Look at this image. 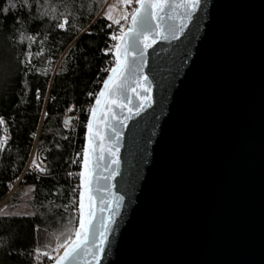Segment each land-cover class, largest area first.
Wrapping results in <instances>:
<instances>
[{"label": "water", "instance_id": "water-1", "mask_svg": "<svg viewBox=\"0 0 264 264\" xmlns=\"http://www.w3.org/2000/svg\"><path fill=\"white\" fill-rule=\"evenodd\" d=\"M146 61L152 106L126 126H106L99 111L94 124L105 146L111 124L121 132L119 175L107 181L106 165H117L98 148L97 217L115 209L106 189L125 197L100 264H264V0H202L183 34L158 40ZM103 88L91 109L107 113L96 105ZM126 95L135 111L140 100ZM89 137L86 127L84 149Z\"/></svg>", "mask_w": 264, "mask_h": 264}, {"label": "trees", "instance_id": "trees-1", "mask_svg": "<svg viewBox=\"0 0 264 264\" xmlns=\"http://www.w3.org/2000/svg\"><path fill=\"white\" fill-rule=\"evenodd\" d=\"M106 4L123 3L0 0V264H51L74 236L87 121L115 64ZM24 197L29 212H2Z\"/></svg>", "mask_w": 264, "mask_h": 264}, {"label": "snow or ice", "instance_id": "snow-or-ice-1", "mask_svg": "<svg viewBox=\"0 0 264 264\" xmlns=\"http://www.w3.org/2000/svg\"><path fill=\"white\" fill-rule=\"evenodd\" d=\"M26 2L27 0H24V3ZM120 2L128 5L133 0H120ZM135 3L138 7L134 8L131 13H124L119 19L113 20L110 15L111 8L105 14L106 19L119 25V34L111 35V39L117 41L114 45L115 66L109 70L111 74L104 80V88L96 98V105L103 104L107 106L108 111L105 113L103 108L99 107L91 109V118L87 121L90 145L85 147L83 155L86 171L80 173L81 187L84 190L79 193V226L75 229L74 236L69 234L63 243L58 244L57 248H62L63 253L58 256L57 264H78L80 260H83L85 264H100L117 222L116 217L119 215L117 210L122 207L125 199L123 195L117 196L106 189L109 197H114L115 209H111L107 216L97 217L96 197L93 193L101 189L98 186L93 188L92 181L97 164L104 159L98 152V148L110 154L111 163L117 165L115 169L108 168L106 165L109 174L103 179L107 181L119 175L118 145L121 136V132L113 123L111 131L114 139L110 138L112 143L107 146L103 144L100 131L94 128L98 111L101 113L99 119L105 121L106 126L108 121H115L126 126L127 120L133 115L139 116L146 107L152 106L154 100L151 81L143 74V67L147 63L146 50L152 48L158 40L176 39L182 35L187 22L191 21L193 15L200 10L202 0H135ZM179 9H183V12H179ZM129 15L130 25L125 30L120 21H127ZM177 20H179L178 25L175 23ZM66 23L65 20L58 24V27L65 29ZM108 26L111 27V24ZM108 51L111 49H107L105 54ZM128 92L133 93L140 100V103L134 106L135 111L133 107H129L132 97L126 95ZM124 99L127 102H122ZM113 108L126 109L127 115L121 119L112 111ZM0 123L3 121L0 120ZM68 123L69 121L66 120L65 124ZM33 163L35 164V161ZM36 167L42 172L45 171L40 165ZM85 199H87V204ZM101 199L107 207L109 200ZM99 211L103 213L105 208H100Z\"/></svg>", "mask_w": 264, "mask_h": 264}, {"label": "rangeland", "instance_id": "rangeland-1", "mask_svg": "<svg viewBox=\"0 0 264 264\" xmlns=\"http://www.w3.org/2000/svg\"><path fill=\"white\" fill-rule=\"evenodd\" d=\"M134 1V0H133ZM108 4H106V6L104 7L103 10H105V13H107L109 11V9L111 8V12H110V15L113 17V20L115 19H119L121 17V15H123L124 13H128V7L130 4L128 5H124V4H119V5H115V4H111L110 6H107ZM130 22V19L125 21V20H121L120 21V24L124 26V28H127L128 24ZM114 25H117L114 23ZM118 27V26H117ZM115 32V31H114ZM114 34H119V30H118V33H114ZM117 42L115 41L114 44H116ZM115 49V48H114ZM3 139L5 140V136L3 137ZM26 199L27 197H24L23 199V203L22 205H17V206H8V207H4L2 208V212L3 213H8V214H18V213H27L29 212V209L27 208L25 202H26ZM3 204L0 203V206ZM61 250L58 249L55 253H53L51 256H50V260L53 261L56 256L58 255L59 251Z\"/></svg>", "mask_w": 264, "mask_h": 264}, {"label": "built area", "instance_id": "built-area-1", "mask_svg": "<svg viewBox=\"0 0 264 264\" xmlns=\"http://www.w3.org/2000/svg\"><path fill=\"white\" fill-rule=\"evenodd\" d=\"M137 7V4L135 3V0L129 5V7H128V13H131V11L134 9V8H136ZM131 17H130V15H129V18H128V20L130 19ZM118 26V27H117ZM126 29V28H125ZM118 30H119V25H114V31H115V33H118ZM117 42V41H116ZM115 45V44H114ZM114 52H115V49H114ZM113 67V66H112ZM111 67V68H112ZM111 68H109L108 70H107V72H106V75L109 73V70L111 69ZM84 150V149H83ZM82 162V161H81ZM81 171V170H80ZM79 180H80V177H79Z\"/></svg>", "mask_w": 264, "mask_h": 264}, {"label": "bare ground", "instance_id": "bare-ground-1", "mask_svg": "<svg viewBox=\"0 0 264 264\" xmlns=\"http://www.w3.org/2000/svg\"><path fill=\"white\" fill-rule=\"evenodd\" d=\"M59 253H61V250L59 251Z\"/></svg>", "mask_w": 264, "mask_h": 264}]
</instances>
